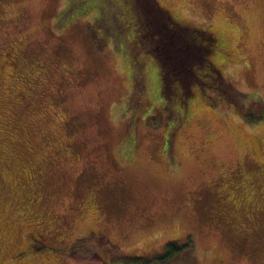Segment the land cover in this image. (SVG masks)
Here are the masks:
<instances>
[{"label": "rangeland", "instance_id": "rangeland-1", "mask_svg": "<svg viewBox=\"0 0 264 264\" xmlns=\"http://www.w3.org/2000/svg\"><path fill=\"white\" fill-rule=\"evenodd\" d=\"M155 1L0 0V264H264V0Z\"/></svg>", "mask_w": 264, "mask_h": 264}, {"label": "trees", "instance_id": "trees-1", "mask_svg": "<svg viewBox=\"0 0 264 264\" xmlns=\"http://www.w3.org/2000/svg\"><path fill=\"white\" fill-rule=\"evenodd\" d=\"M137 1V0H136ZM148 0H143L144 3H147ZM155 1V0H154ZM150 2V6H154L153 5V2L152 0H149ZM155 4L157 6V3L155 1ZM149 15V14H148ZM156 19V16L155 14L153 13V15L149 16L147 18L148 21L145 22V27L142 28V35H147L150 31V33H152V31H154V28H156V24H154V20ZM160 25V23H159ZM137 36V35H136ZM185 46V45H184ZM173 47V46H172ZM175 48H180L178 46H174ZM165 57L167 58V55H165ZM177 60H178V56H174ZM175 60V62L177 63L178 61ZM192 64L190 65V68H191ZM211 66V64H210ZM192 69V68H191ZM193 71H195L194 69H192ZM112 248H115L114 246H112ZM193 248L192 244L191 243H185L181 246H178V245H175V244H172V243H169L166 248H165V252L160 255V256H157L156 258L154 259H147V261H143V260H138L137 258H123L119 261V264H162V263H165V262H168V261H172L174 260L178 254H185L184 256H187L189 257L190 253L191 252V249ZM85 249L87 250H90L88 247H86ZM78 249H74V252H76ZM30 250L28 249L27 251H25L26 253H28ZM80 250H78L79 252ZM92 254V251L91 252H86L85 254Z\"/></svg>", "mask_w": 264, "mask_h": 264}, {"label": "flooded vegetation", "instance_id": "flooded-vegetation-1", "mask_svg": "<svg viewBox=\"0 0 264 264\" xmlns=\"http://www.w3.org/2000/svg\"><path fill=\"white\" fill-rule=\"evenodd\" d=\"M142 23H144V22L142 21L141 18L138 17L137 21H136L135 24H134V25H136L135 28H136V35H137V37H141V36H142V34H141V33H142V28H143V27H142ZM140 25H141V27H140ZM138 28H140V31H141L140 34L137 33V29H138Z\"/></svg>", "mask_w": 264, "mask_h": 264}]
</instances>
